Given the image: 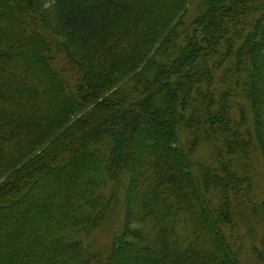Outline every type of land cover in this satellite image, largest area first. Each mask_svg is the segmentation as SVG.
<instances>
[{
  "label": "trees",
  "instance_id": "1",
  "mask_svg": "<svg viewBox=\"0 0 264 264\" xmlns=\"http://www.w3.org/2000/svg\"><path fill=\"white\" fill-rule=\"evenodd\" d=\"M50 1L53 17L84 49L86 68L50 33L43 0H0V264H238L222 238H230L232 209L248 185L239 187L235 181L243 177L225 164L249 152L248 109L258 110L264 96L255 81L229 75L233 65L241 71L236 55L250 41L260 59L246 68L264 81V21L256 28L263 17L247 14L259 4L204 0L208 7L199 10L194 0ZM65 50L69 68L59 71L50 57ZM168 66L176 72H165ZM214 76L222 82L219 104ZM161 90L184 131L158 122L152 140L136 120L156 111ZM231 96L236 110L228 113L224 101ZM199 108L203 125L192 119ZM198 123L221 162L217 167L196 164L194 170L187 162L194 143L184 147L186 130ZM99 136L112 145L93 165L95 152L79 150ZM126 137L133 139L129 154ZM85 167L83 177L73 172ZM119 173L127 188L116 201L115 190L101 191L105 182L118 184ZM231 187L240 189L233 206ZM261 203L264 211V193ZM120 210L108 253L95 248V229ZM64 227L73 236L62 249ZM258 256L264 264V251Z\"/></svg>",
  "mask_w": 264,
  "mask_h": 264
},
{
  "label": "rangeland",
  "instance_id": "2",
  "mask_svg": "<svg viewBox=\"0 0 264 264\" xmlns=\"http://www.w3.org/2000/svg\"><path fill=\"white\" fill-rule=\"evenodd\" d=\"M202 1L204 2V0H199V1L194 0L193 4L197 2L196 5L197 4L200 5L199 10H201L202 7L203 8L208 7L207 3L204 4ZM254 1L258 3L260 7H258L257 9L255 7H251L247 11V14H250V17H254V15L256 14H260V16L262 15L263 18L262 17H261L262 19L259 18L260 20H258L257 25H256V28H259L258 24L262 25V21H264V0H254ZM43 2L44 3L43 4L41 3V4L43 5V8L46 9L45 15L49 16L50 18V20H48L50 22V25H48L50 29V33H52V35L56 37L59 44H63V46L66 49H68V53H70L73 57H76L78 61H80V63L83 65V67L86 68L87 65H86L85 57L87 55L84 49L82 48V46L79 44V40L76 39L75 36H72L70 33H68L66 30H64L60 26L58 20H56L53 17L54 14H53V11L51 10L52 2L50 0H43ZM254 34L256 35L257 33H254ZM248 43L250 44L249 49H245V50L240 49L238 50L237 55H236V57L238 56L239 58L241 57V61L243 62L242 64H240V62L238 63L239 69L241 71L238 74L235 73V69H232V67H234L233 65L231 67L229 78L230 79L237 78L241 80H246L248 82L255 81L254 83L255 84L257 83V85L259 86V89H257L259 91V95L262 94L264 96V81L262 79L257 81L254 76H251L253 71H251L250 69L247 70L249 66L251 65L255 66L256 64L255 61L260 59L254 53L255 49H254L253 43H251L250 41ZM65 51L59 52L60 54L58 52L54 53L50 57V59H52L53 67L57 68V70L59 71L67 70L69 68L67 64L68 62L66 61L65 59L66 57L64 54V53H67V51L66 52ZM68 53L66 55L68 58H70ZM173 56H176L175 53H173ZM261 59L264 60V57H262ZM87 60L89 63H93V56L90 54ZM169 61L170 60H168V62ZM30 62H31V66L33 65L37 69H39L38 63L35 64L33 63V61H30ZM230 62L227 61L226 64L229 65ZM71 71L73 72L75 76H77L74 70H71ZM164 71L174 74V72H176V69L174 67L168 66ZM261 72L263 74L264 69H262ZM69 73H70V70H69ZM197 75L199 74L197 73ZM212 79H213L212 81L213 87L216 88L215 89L216 91L212 89V92H213V97L216 100V97L219 95L218 87L221 85L222 82L216 76H214ZM154 81L155 80L148 79V83H150V86H154L156 84ZM255 84H252L253 90L257 92L255 88L256 87ZM163 89H165V87H163ZM163 92L164 91L161 90L158 93V96L155 97V101H157L156 100L157 97L160 98L159 103H158L159 106L157 105L156 111L150 114L144 113L143 120L141 121L136 120V122L138 123L136 126L141 127V128H147L149 130L148 134L149 136H151L152 140L155 137V130L157 128L155 125L158 122L162 125L163 128H165L164 126H166V123L169 122L170 124H173V127H179L182 129L181 121L176 120V117L171 115L169 113L170 110H168L164 106L165 95L163 94ZM142 93H143V90L140 88L137 94L142 95ZM240 94H242V92H237L235 95L238 96ZM244 98L246 102H248V96L245 95ZM236 100L237 98H234L233 96L225 98L224 103L227 105V108L226 109L224 107L223 108L228 113L234 112L236 110V107H235ZM218 102L219 101L216 100V103ZM113 107H116V105L111 106L108 109L111 110V108L113 109ZM248 110H249V113L246 117L247 120H246L245 125H247V128L250 133V138H251L249 152H247L243 156L240 155V157L235 158L233 163L225 164V167L228 171H234L235 173L238 174V176L243 177V178H240L239 180L236 179L235 183L239 185V187L241 186L244 187L248 185V189H246L243 192L244 194L240 193L242 196V199L240 200L238 206L232 209L231 215L233 216L232 218L233 223L227 226V229L225 230V232L229 235L230 238L223 237L222 240L224 242V245L228 248V250H230L231 252L232 251L235 252L234 253L235 255L232 258L235 262L237 261L238 264H262L261 263L262 259L259 258L258 254L262 252V250L264 251V211H262L263 203H261V199L263 198V193H264V172H263V169H264V164H263L264 163V152H263L264 105L258 106V110H259V113H261V115L258 113V110L256 107H254V105H252V107L249 108ZM198 111L200 114H198L197 112L198 116L194 114L192 119L196 117V119L200 121V123L203 125L204 118L202 117H204V114H205L204 110H201L199 108ZM258 119L261 120V123H262L261 125L263 128L262 130L260 127V130H261L260 133L258 132L256 133L254 129L256 122L257 123L259 122ZM200 123H198L196 126L192 127L191 125V127L187 128L186 131L188 132L187 133L188 137H186L183 142L185 144L184 145L185 148L188 146L191 140L194 143L193 150L192 151L187 150L188 153L186 154L187 156L186 158L188 159L187 162L193 167L194 170H196L195 168L196 164H202V165H205L206 167H209V166L217 167L221 164L218 157H216L214 147L210 143L211 142L210 138H208L204 134V131L201 132L202 125ZM128 125H130V122L129 124H126V127H128ZM127 129L130 130V128H127ZM122 130H124L123 126L120 128V131ZM128 139L129 137H126L127 145H128V148L126 151L129 154L131 151V145L133 144V139L132 138L130 140ZM95 143H98V144H95ZM87 144H88L87 147L85 148L81 147L79 151L82 153L88 150L94 151L95 154L93 153L91 155L92 156L91 164L96 165L97 163L100 162L99 158H101V156H104L105 152L110 149V145H112V142L109 138H104V137L99 136L96 139V142H88ZM108 160H109V157L107 155L105 157V162H104L106 163L105 167H107V163L109 162ZM86 169L88 168L85 167V168L73 169V172L76 175H80V177H83L84 173L86 172ZM91 169L95 170L96 168L94 166ZM99 170H100V166H99ZM119 176L120 177H119L118 184L115 182H108V183L105 182L104 187L101 191L105 195L106 194L110 195V193H113V191L115 190L117 192L115 195L116 201L122 200V198L124 197V194H123L124 190L127 188L126 186L127 178H124L122 173H119ZM232 185H234V183ZM34 191L36 192L37 189H35ZM239 192H240V189H238V187L236 188V191H234L232 187L226 190V193L230 199V204L232 206L234 204L233 197H235L237 193L239 194ZM100 203L102 205H105L103 199ZM120 217H121V210L120 212H118V214L108 218L105 224L102 225V227H100V229H97V230L95 229V232L92 235L95 248L101 249L102 251L106 250V253H108L107 247L111 245L110 242H112L111 240H113L115 231H117V228L121 224ZM210 218L211 219L215 218L216 220L219 221L218 214L215 211L210 212ZM63 230H64L63 232L64 236L61 238V244H62V249H65V244H66L67 239L69 237H72L73 235L71 233L72 228L70 230L69 228L64 227ZM145 241L146 240H140V242H142L140 244L145 243ZM137 247L138 246L134 244L133 246H130L128 249L130 250L131 254L132 253L134 254L136 252ZM131 260L132 262L135 261L134 259H132V256H131ZM135 264H143V262L138 259L137 261H135Z\"/></svg>",
  "mask_w": 264,
  "mask_h": 264
}]
</instances>
